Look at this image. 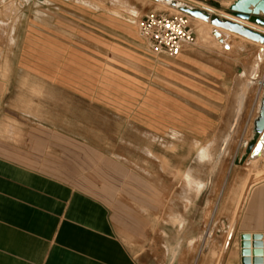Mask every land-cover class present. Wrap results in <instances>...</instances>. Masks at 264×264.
<instances>
[{
  "label": "crops",
  "instance_id": "obj_1",
  "mask_svg": "<svg viewBox=\"0 0 264 264\" xmlns=\"http://www.w3.org/2000/svg\"><path fill=\"white\" fill-rule=\"evenodd\" d=\"M96 4L0 0V264H162L172 231L204 228L205 151L264 150V44L227 31L156 55ZM156 148L195 150L173 163L192 191H171ZM232 230L222 264H241V234L264 241V181Z\"/></svg>",
  "mask_w": 264,
  "mask_h": 264
},
{
  "label": "rangeland",
  "instance_id": "obj_2",
  "mask_svg": "<svg viewBox=\"0 0 264 264\" xmlns=\"http://www.w3.org/2000/svg\"><path fill=\"white\" fill-rule=\"evenodd\" d=\"M218 1L226 6L223 0ZM169 4L171 5L166 0H99V5L96 4L94 7H100L107 14L120 18L123 22L136 28L138 32L139 21L150 12L179 13L178 9ZM192 25L197 37L196 44H219L213 34V31L216 30L214 27L194 19H192ZM225 34L227 31L223 32L224 40L227 39ZM139 41L145 46L140 36ZM237 135L235 134L236 137ZM252 136L253 133H249L246 134L245 138L252 142ZM255 141L256 137L252 145ZM160 151L156 148L150 155L159 164V166L154 165L153 168L156 170L157 167H160V169L164 168L165 172H170L172 178L170 181L171 191H192L194 184L190 181V176L181 175L178 170H175L173 163H178L179 157H183L185 153L188 156L190 151L195 152V150L165 148L163 150L164 156L171 155V166L168 158L159 154ZM205 152L206 155L203 159L207 163L203 165V173L206 180L203 181L202 185L199 184L198 189L196 188L199 190L202 187L205 190V196L202 199L203 204L207 205V211L203 213L204 228L203 230L199 229L195 234L193 229L186 231L188 236L185 244H183L185 238H181L183 241H181V249L182 247L186 248L185 254L180 261L177 259L175 264H222L224 256L230 249V246L226 247V244L231 230L239 221L249 187L252 188L264 181V150L258 156H253L250 150L244 146L234 149H207ZM193 157L194 154H192ZM189 167V164L186 165V169ZM209 196L211 198H208ZM209 225L211 228L207 229ZM189 238L192 239L189 241ZM169 242L171 245L168 246L167 253L163 254L162 264H167L171 248L179 243L177 231L171 232ZM187 252L188 257H186Z\"/></svg>",
  "mask_w": 264,
  "mask_h": 264
},
{
  "label": "water",
  "instance_id": "obj_3",
  "mask_svg": "<svg viewBox=\"0 0 264 264\" xmlns=\"http://www.w3.org/2000/svg\"><path fill=\"white\" fill-rule=\"evenodd\" d=\"M170 6L175 7L181 12L187 13L192 17L205 16L215 26L222 27L230 32L237 33L250 40L264 44L263 30H256L252 27L245 26L243 23L234 20L231 17L225 16L224 18H220L218 15H211L210 13L194 6L189 9L177 7L172 3ZM228 10L235 18L248 20L251 23H256L264 28V0H231V4L228 6ZM213 34L216 37H220V33L217 31H214ZM221 42H224V40H222ZM255 129L258 134H261L264 130V97L262 100L259 116L255 122ZM232 237L233 230H231L226 247L230 245ZM239 247L241 264H263V235L241 234ZM180 250L181 242L177 243L174 247L171 248L167 264L176 263Z\"/></svg>",
  "mask_w": 264,
  "mask_h": 264
},
{
  "label": "built area",
  "instance_id": "obj_4",
  "mask_svg": "<svg viewBox=\"0 0 264 264\" xmlns=\"http://www.w3.org/2000/svg\"><path fill=\"white\" fill-rule=\"evenodd\" d=\"M211 15L225 16L218 9L206 4H192ZM215 10H212L211 8ZM193 17L187 13L170 14L165 11L150 12L138 24L139 36L156 55L176 57L187 47L196 45L197 37L192 25ZM264 264V241H263Z\"/></svg>",
  "mask_w": 264,
  "mask_h": 264
},
{
  "label": "bare ground",
  "instance_id": "obj_5",
  "mask_svg": "<svg viewBox=\"0 0 264 264\" xmlns=\"http://www.w3.org/2000/svg\"><path fill=\"white\" fill-rule=\"evenodd\" d=\"M166 1H168L169 3H172V4H174V5H176L177 7H182V8H185V9H189V8H191L193 5L192 4H194V3H197V4H201L200 2H198L197 0H166ZM228 6L231 4V0H223ZM211 8V7H210ZM212 10H215L214 8H211ZM219 11V10H218ZM179 12H180V10H179ZM220 12V11H219ZM231 18H233L234 20H237V21H239V22H241V23H243L244 24V20H241V19H238V18H235L234 16H230ZM193 19L195 20V21H198V22H203V23H205V24H209L211 27H214L216 30H214V31H217V32H219L220 33V37H216V38H218V40L221 42L222 40H224L223 39V37H222V35H223V32L224 31H228V30H226V29H224V28H222V27H218V26H215V25H213L212 23H211V21L209 20V19H207L205 16H200V17H193ZM244 21V22H243ZM247 23V22H246ZM261 30H263L264 31V28L263 27H261L260 28ZM213 31V32H214ZM228 32H230V31H228Z\"/></svg>",
  "mask_w": 264,
  "mask_h": 264
}]
</instances>
